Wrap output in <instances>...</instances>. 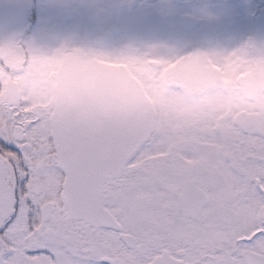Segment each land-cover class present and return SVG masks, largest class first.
<instances>
[{
    "label": "snow or ice",
    "instance_id": "1",
    "mask_svg": "<svg viewBox=\"0 0 264 264\" xmlns=\"http://www.w3.org/2000/svg\"><path fill=\"white\" fill-rule=\"evenodd\" d=\"M204 138L177 173L138 117L0 102V264H264V127Z\"/></svg>",
    "mask_w": 264,
    "mask_h": 264
},
{
    "label": "flooded vegetation",
    "instance_id": "2",
    "mask_svg": "<svg viewBox=\"0 0 264 264\" xmlns=\"http://www.w3.org/2000/svg\"><path fill=\"white\" fill-rule=\"evenodd\" d=\"M152 1L64 0L56 9L57 0H0V102L54 113L58 73L65 56L76 53L127 70L142 84L155 110L160 154L177 173L188 161L203 163L208 131L245 122L264 127V0H238L243 24L228 20L219 30L203 12L236 0H161V17L140 21L142 55L131 29L139 24L129 16L151 10ZM56 14L62 26L50 25L47 17ZM26 25L35 47L24 67L18 37ZM234 25L244 33L233 35ZM249 37L257 40L239 43Z\"/></svg>",
    "mask_w": 264,
    "mask_h": 264
},
{
    "label": "water",
    "instance_id": "3",
    "mask_svg": "<svg viewBox=\"0 0 264 264\" xmlns=\"http://www.w3.org/2000/svg\"><path fill=\"white\" fill-rule=\"evenodd\" d=\"M69 111L111 118L135 116L155 129V111L142 85L127 70L94 62L82 54L65 56L58 73L54 113Z\"/></svg>",
    "mask_w": 264,
    "mask_h": 264
},
{
    "label": "rangeland",
    "instance_id": "4",
    "mask_svg": "<svg viewBox=\"0 0 264 264\" xmlns=\"http://www.w3.org/2000/svg\"><path fill=\"white\" fill-rule=\"evenodd\" d=\"M220 0H215V2L219 3ZM248 4H257L259 3V1H254V0H247ZM240 2L243 1H226L225 4L223 5H219L216 6L215 8L212 9H208L205 10L203 12L204 16H206L207 19L210 20H214V26L215 28H217V30L220 29V26H229L231 25V21L234 22L235 24L237 23V25H242L243 21L241 23H239L238 21H240V18H237V14L240 13ZM146 2L144 1V5L142 6L143 9H145V6L148 4H145ZM160 5H161V0H153L152 1V9L149 11H142V12H138L137 16L135 15L134 17V13H131L129 16V19L133 21H135V19L137 20V23L139 24L137 27H131V29H134V32H136L139 35V38L136 39V41L139 42L138 46L136 47L137 51L140 52L142 55L143 52H145L147 50V44H146V39L144 38V36L141 34L140 32V28L139 26L141 25L140 21H146V20H154L157 19L158 17H161L160 15ZM157 9V10H155ZM244 10V8H243ZM160 15V16H158ZM231 20V21H228ZM238 27L234 25V27H231V32H233V35L237 34H243L244 33V29L241 26L240 29H237ZM226 31H228V33L230 32L229 29H227ZM151 45L158 47L159 45V40L158 39H152L151 40ZM133 44V43H131ZM229 46V44H227V47ZM141 68V67H140ZM249 104L251 105V102H249Z\"/></svg>",
    "mask_w": 264,
    "mask_h": 264
},
{
    "label": "clouds",
    "instance_id": "5",
    "mask_svg": "<svg viewBox=\"0 0 264 264\" xmlns=\"http://www.w3.org/2000/svg\"><path fill=\"white\" fill-rule=\"evenodd\" d=\"M63 6H64V0H57L56 9L62 8ZM47 19H48L50 25L53 26V27L62 26L60 20L58 19V15L57 14L54 15V16H49V17H47ZM93 19L97 23L100 22L98 16H94ZM5 22H7V21H5ZM33 32H34L33 27H29L28 25H26V27H25L24 31L22 32V34L18 37V43L20 45V56L25 62L24 63V67L27 66V60H28V56H29V49L35 47V43L33 41ZM248 40L255 41L257 39H255L253 37H249L246 40L239 41V43L243 44V43H245Z\"/></svg>",
    "mask_w": 264,
    "mask_h": 264
}]
</instances>
